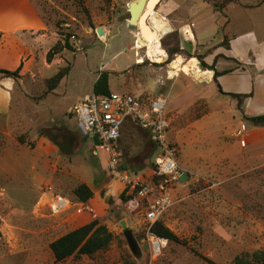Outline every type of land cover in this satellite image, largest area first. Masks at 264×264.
Wrapping results in <instances>:
<instances>
[{
  "label": "rangeland",
  "instance_id": "obj_1",
  "mask_svg": "<svg viewBox=\"0 0 264 264\" xmlns=\"http://www.w3.org/2000/svg\"><path fill=\"white\" fill-rule=\"evenodd\" d=\"M107 1L33 0L44 19L47 37L37 48V70L15 80L10 112L0 115V264H55L50 244L72 231L74 216L80 217L73 190L105 176L103 193L110 189L113 179L105 171L109 154L97 149L96 139L88 137L61 149L57 138L48 133L53 128L81 135L70 128L78 129V121L68 114L69 109L80 97L93 94L103 71L111 73L115 92L150 101L159 96L168 99L169 140L178 151L183 174L172 192L175 205L163 222L188 244L166 241L161 255L154 257L145 221L146 205L139 197L129 203L116 200L102 221L115 236L110 249L94 259H69L62 264H124L129 255L138 264H230L242 252L264 249V160L255 157L261 146L249 148L248 138L255 126L243 119L244 105L240 108L237 100L220 93L219 83L206 86V80L184 71L195 59L203 71L199 56L206 63L221 56L218 68L237 71L224 77L225 84L250 82L252 66L264 65V0H239L224 10L225 16L204 0H162L161 9L173 12V17L189 25L196 35L189 38L192 43L183 42L178 29H168L170 23L156 17L163 16L156 9L151 40L159 42V56L153 58L146 48L137 49L139 57L135 55L138 41L135 44L132 33H138L139 28L128 21V8L135 0ZM60 25L75 35L71 39L73 50L62 51L48 64V53L65 42L59 34ZM98 29L105 33L100 36ZM174 34L186 54L172 59L168 49L177 46ZM226 36L235 37L230 50L220 48ZM68 65L72 67L70 75L48 95L47 81ZM239 75L246 79H239ZM198 92L207 97L198 98ZM242 123L247 129V137H243L249 155L246 162L241 139L235 136ZM144 132L140 126L126 123L118 149L122 169L131 178L150 181L160 152L154 154L151 144L140 150ZM47 144L53 151L46 149ZM148 154L152 156L145 161ZM114 190L116 185L111 192ZM55 194L71 199L68 212L56 215L52 211ZM95 219L92 216V221ZM122 221L138 242L134 251Z\"/></svg>",
  "mask_w": 264,
  "mask_h": 264
},
{
  "label": "crops",
  "instance_id": "obj_2",
  "mask_svg": "<svg viewBox=\"0 0 264 264\" xmlns=\"http://www.w3.org/2000/svg\"><path fill=\"white\" fill-rule=\"evenodd\" d=\"M162 4L163 3H161L158 6L157 10L163 16L157 15L156 17L167 20L168 24L170 23L168 29L171 30V26L174 29H178L179 32L183 35L184 38L183 42L185 41L192 43L193 41L190 40L189 38L192 37L194 39V36L196 34L194 33L195 34L194 35L191 33L192 29L190 28V26L181 22V20L174 18L173 12L171 11L164 12L163 9H161ZM45 29H46V25L38 9L31 0H0V68L3 70L14 71L22 67V71H21L22 76L27 75V73L30 72L31 69L37 70V67L35 68V66H37L36 52H37V48L41 45V43L45 42L46 40L47 34L45 33ZM132 34L135 37V44H136V41L140 36V32L136 34L134 33ZM107 46L110 47V44L108 43ZM182 47L183 49L185 48L183 44ZM196 48H198L197 45L195 49ZM136 49L134 47V51H136ZM195 51L196 50H194V52ZM240 61H241L240 63H244L243 60ZM207 64L213 65L214 63H207ZM216 68L220 72L228 70V69H220L218 68L217 65ZM252 68L254 70L253 72H251L250 75L251 80L248 83L245 80H243L245 78L243 75H239L240 76L239 79H242L243 81L241 83L235 84V86L225 84L223 82L225 76H222L218 79V83L221 85L220 93L224 97L226 96L231 97L226 94H250L252 92L254 93V97L250 99H246L243 104L245 108V113L249 117L264 115V65L263 66L257 65L255 66V68L252 66ZM230 70H234V69H230ZM184 71L188 76H193L198 80L201 79L206 80L205 83L206 86H212L218 84L214 81L215 72L205 71V70L204 72L201 71L199 67V62L196 59L193 60L192 66L190 67L187 66ZM233 74H237V71L234 70V72L231 73L230 75ZM32 75L35 76V73L33 72ZM98 79L99 77L97 78V80ZM15 84L16 81L14 79L3 78V76L0 75V115L8 114L10 112L11 105L13 102L14 91H15ZM110 86H111V90L115 92L116 89L113 88L111 84V80H110ZM196 94L199 95L201 93L198 92ZM87 96L90 95L86 94L85 96L80 97L75 102V104L69 109L68 114L72 115L71 113L72 108ZM260 96H262V98H260ZM205 97H207L205 93H202L201 95L198 96V98H205ZM73 117L74 116L72 115V118ZM128 122L137 125L132 121H128ZM77 127L78 129L72 128L70 126L72 130L79 131V133L81 134L80 135L81 140L88 139V137L82 134V132L80 131L79 125ZM49 132L53 138H57V145L59 146V148L63 149L65 148V145H70L69 139L67 138V136H65V134L61 133L60 130L51 128V130L48 131V133ZM144 133L145 136L141 140V147L143 148H141L140 150L142 149L145 150L144 146H148L147 144L149 145L151 144L155 147L154 154H156L157 151L160 152V150L157 148L156 144L152 140V134L148 131H145ZM245 137H247V132ZM248 138L250 140L249 148L253 147L254 145L255 147L261 146V148L255 154V157L258 160L259 159L264 160V150H262L264 149V127H257V128L252 127V130L248 134ZM48 139L50 142L51 139L49 137ZM119 142L120 140L118 141L117 146ZM46 149L48 151H53V149L52 150L50 149L49 144H47ZM240 150L242 155L244 156L243 160L245 162L248 161L249 160V155L247 152L248 147L244 148L241 146ZM150 155L151 154L145 156V161L151 158ZM109 162H110V157H109ZM108 167L109 164L106 167L105 171L108 173V175H110ZM106 181H107V176L103 177V180L97 177L95 179H92L91 182L89 183H84L87 184L95 193V199L90 202V205L92 206L95 212L96 218L104 219L107 214V210L109 206V204H107L108 200L106 199L114 198L113 200L116 202V200L118 201L119 199L118 192H122L124 190V186L119 181L113 179V181L110 184H108V187H110V189L107 192L103 193V190L105 188L103 183H105ZM115 185H116V190L111 192V188L115 187ZM97 186H100V188H98ZM91 221H92V216H90L87 213L80 215V217H78L76 214L74 216V221L72 222V228H73L72 230L85 226Z\"/></svg>",
  "mask_w": 264,
  "mask_h": 264
},
{
  "label": "built area",
  "instance_id": "obj_3",
  "mask_svg": "<svg viewBox=\"0 0 264 264\" xmlns=\"http://www.w3.org/2000/svg\"><path fill=\"white\" fill-rule=\"evenodd\" d=\"M136 51V56L139 57V50ZM167 103L168 99L164 96L154 98L150 104H146L141 97L113 92L111 95L87 96L71 110L78 121L80 131L98 141L97 149H105L108 152L110 157L108 169L112 179L119 181L129 193L137 191L139 199L146 205L145 221L148 236L152 239L154 257L161 255L163 247L160 244L161 239L152 233V229L175 205L172 192L183 174L178 164V151L169 140L171 124L166 117ZM128 121L150 132L153 142L160 150V155L154 162L156 167L154 174L162 178L158 184L152 180L131 178L122 169V153L117 143ZM246 132V125L242 123L235 135L241 139V145L244 147L246 142L243 137ZM52 201V211L56 215L68 212L73 205L71 199L61 194L53 195ZM78 206L79 215L87 213L96 218L90 204L79 203Z\"/></svg>",
  "mask_w": 264,
  "mask_h": 264
},
{
  "label": "trees",
  "instance_id": "obj_4",
  "mask_svg": "<svg viewBox=\"0 0 264 264\" xmlns=\"http://www.w3.org/2000/svg\"><path fill=\"white\" fill-rule=\"evenodd\" d=\"M31 1L33 2V0ZM111 1L112 0H108L107 1L108 4H110ZM204 1L211 4L213 8L217 12H220L223 16H225L224 13L225 9H228V7L231 4H238L239 2V0H222L221 3H218L217 0H204ZM58 28H59V34L64 37L65 42L63 44L58 43L48 53L47 62L49 64H51L54 61L55 56L59 55L62 51L73 50L71 45V39L75 38V35L71 33L69 29L62 27V25H60ZM173 37L177 39L176 41L177 46L172 49H168V53L172 57V59H174L173 57L175 56L186 54L184 52V49H182L180 46V41L177 38L178 37L177 34H174ZM234 38L235 37L229 38L228 36H226L220 48H225L226 50H230L231 42L232 40H234ZM164 45H165V41H164ZM189 57L190 59L196 58L195 56H189ZM220 58L221 56L216 57L214 64L209 65L205 62L204 57L202 56L198 57L205 71L215 72L214 81L216 83H218V79L220 77L233 73V70H225L222 72L217 70L216 65H217V61ZM136 66H140V65L136 64ZM71 68L72 67L70 65H68L67 67L60 68L58 70V73L53 78L47 81L48 95L55 92L59 88L62 81L70 75ZM21 71H22V67L18 68L15 71H8L0 68V75H2L3 78H11L17 81L21 78ZM110 78H111L110 72L103 71L100 73L99 79L94 85L93 92L95 95H111L113 93L110 86ZM226 95H229L235 100H237L240 108L246 99H250L254 97L253 92L250 94H226ZM141 100L144 101L146 104L151 103L149 99H144L143 97H141ZM243 119L249 121L251 125L255 127H264V115L255 116V117H249L245 115ZM20 141L22 144L26 143V141H24V139L22 138L20 139ZM161 180L162 178L155 174L152 177V181L155 184L160 183ZM73 195L77 203L90 204V202L95 199V193L87 184L78 185L73 190ZM137 197H138L137 191H135L134 193H129V190L125 189L123 193L119 196L118 201L120 203H129L132 202ZM114 202L115 201L112 198L108 199L109 205L114 204ZM102 221H103L102 218H97L91 221L90 223L86 224L85 226L72 230L64 234L63 236L59 237L58 239H56L54 242H52L50 244V250L54 255V263L62 264L68 261L69 259H81L84 257H87L89 259H94L99 254L107 252L110 249L115 239V236L109 230V228L102 223ZM152 233L158 238L164 239L169 243H175L184 246H187L188 244L187 241H183L171 229H169L163 222V219L153 227ZM0 238H2L1 230H0ZM124 264H138V263L134 261L132 256L129 255L125 257ZM230 264H264V249H259L252 252L250 251L242 252Z\"/></svg>",
  "mask_w": 264,
  "mask_h": 264
},
{
  "label": "water",
  "instance_id": "obj_5",
  "mask_svg": "<svg viewBox=\"0 0 264 264\" xmlns=\"http://www.w3.org/2000/svg\"><path fill=\"white\" fill-rule=\"evenodd\" d=\"M152 1L153 0H135L131 2L129 5L128 13L130 17L128 21L132 23L133 25H136L139 28L140 36L138 37V43H141L142 41H144V38L145 39H150V37L153 38V35H152L153 33L150 30L149 25H147L145 22L147 19L145 17L148 15V13H152V12L156 13V10H155L156 7L151 4ZM140 14H141V17L139 18V20H137ZM104 33L105 32L102 29H98V34L100 36L103 35ZM200 66L204 71L205 70L204 67L202 65ZM121 227L125 231L124 235L128 241L130 249L134 251V249L138 247V242L134 238L132 230L128 229V224L126 221L121 222Z\"/></svg>",
  "mask_w": 264,
  "mask_h": 264
},
{
  "label": "bare ground",
  "instance_id": "obj_6",
  "mask_svg": "<svg viewBox=\"0 0 264 264\" xmlns=\"http://www.w3.org/2000/svg\"><path fill=\"white\" fill-rule=\"evenodd\" d=\"M162 0H153L152 1V5L153 6H155L156 8H155V10L157 9V7H158V5H159V3L161 2ZM153 13L154 12H152V13H148V15L145 17V18H147L146 19V24L147 25H149V28H150V30L152 31V33H153V30H154V26H153V24H152V22H153V20H152V16H153ZM139 17H141V14L139 15ZM139 17H138V19H139ZM152 38L150 37V40L149 41H146V40H148V39H145L144 38V40L145 41H142L141 43H138L137 42V46H136V48L137 49H144V48H146V49H148V55L150 56V57H158L159 56V53H158V51H157V44L159 43L157 40H151ZM138 41V40H137ZM156 242V241H155ZM167 242H166V240H164V239H161V241H160V244L163 246V245H165Z\"/></svg>",
  "mask_w": 264,
  "mask_h": 264
},
{
  "label": "flooded vegetation",
  "instance_id": "obj_7",
  "mask_svg": "<svg viewBox=\"0 0 264 264\" xmlns=\"http://www.w3.org/2000/svg\"><path fill=\"white\" fill-rule=\"evenodd\" d=\"M65 136H67V138L69 139V142L72 146L78 145L81 141L80 135H78L77 133L72 132V131L65 133Z\"/></svg>",
  "mask_w": 264,
  "mask_h": 264
}]
</instances>
